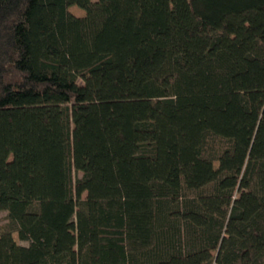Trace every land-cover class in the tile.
<instances>
[{"label": "trees", "instance_id": "16d2710c", "mask_svg": "<svg viewBox=\"0 0 264 264\" xmlns=\"http://www.w3.org/2000/svg\"><path fill=\"white\" fill-rule=\"evenodd\" d=\"M0 212V264H264V0H0Z\"/></svg>", "mask_w": 264, "mask_h": 264}, {"label": "rangeland", "instance_id": "374dc122", "mask_svg": "<svg viewBox=\"0 0 264 264\" xmlns=\"http://www.w3.org/2000/svg\"><path fill=\"white\" fill-rule=\"evenodd\" d=\"M93 1H95V0H93ZM68 13L70 15H72L73 17H76V18L84 17V12L81 11L80 9L76 8V7H70L68 9ZM4 228H7V229L11 228L12 229L13 227L7 218V214L4 212H0V230L4 229ZM12 239L16 243V245H18V246H22V247L27 246L26 243L19 241L16 233L12 234Z\"/></svg>", "mask_w": 264, "mask_h": 264}]
</instances>
